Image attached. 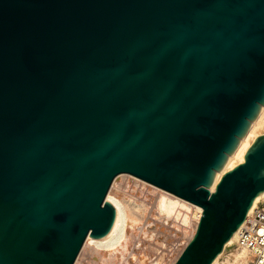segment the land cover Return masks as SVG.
I'll return each mask as SVG.
<instances>
[{"label":"water","instance_id":"1","mask_svg":"<svg viewBox=\"0 0 264 264\" xmlns=\"http://www.w3.org/2000/svg\"><path fill=\"white\" fill-rule=\"evenodd\" d=\"M264 0H0V264H73L127 173L202 208L212 264L264 191Z\"/></svg>","mask_w":264,"mask_h":264},{"label":"rangeland","instance_id":"2","mask_svg":"<svg viewBox=\"0 0 264 264\" xmlns=\"http://www.w3.org/2000/svg\"><path fill=\"white\" fill-rule=\"evenodd\" d=\"M263 116H264V113H263ZM262 133H264V117L255 126V136L262 134ZM125 177L127 179L126 178L124 179V177H123V180L121 179L122 180L121 182L124 184V185L122 184L123 187H121V185H119V183H117V185H119V187L118 186L115 187V185L112 186V183H111V185L107 191V194L109 193L110 196H115V197L119 195L118 198H120V199L123 198L122 200L123 201L125 200L124 202L126 204H128L129 206L131 205V208L137 212V213L132 214V218L135 219V217H136L139 220L137 219V222L131 228V234L129 235L128 247L126 250L128 253L129 250L131 249L129 252L130 256L127 255V253L125 255H122V256L119 254L123 259H125L123 261V259H120L121 257L119 255H117L115 257H110L109 254H107V253L104 254L103 248L99 249V248L94 247L95 249L92 248V250H91V247L86 246L83 249L85 254L83 253V251L81 253L82 255H84V257L80 255L81 258L79 257V259H78L79 263L78 264H100L103 261L105 263H108V264H122V263L123 264H169L174 260V258H177L176 256L179 255V253L182 251V249L186 245L185 243H187V241H186L187 239L185 237H187V236L185 234H182L183 233L182 227H184V226L185 227H192L193 226V224L196 221V216L194 214V213H196L195 209L192 207L193 209L191 208V210H188V215L190 214L189 217H190V220L192 222L189 220V217H188L187 222H183V220H181L182 219L181 212H178L177 214L171 213L169 215H165V213L159 212L155 207H152L151 209H149L150 208L149 204L145 203L142 199L145 198V199L151 200L152 191L149 188H146V186H144L141 182H138V184H137V182L135 183V179L133 177H131V176L129 177L127 175ZM135 185H137V186H135ZM141 185L144 188L142 187L143 188V189L141 188L142 191H139V188L141 187ZM111 192H113L114 194H112ZM107 194H106V196H107ZM131 195H133L135 198L133 196L130 198ZM129 201H131V202H129ZM258 203L261 204L262 206H264V198H262ZM133 205H135V207L137 205L138 209H137V207L135 208ZM140 206H142L143 210H141L142 208ZM139 207H140V209H139ZM147 209H149V210H147ZM147 211L149 213L148 216H150V218H148V219H147ZM139 214H141V216H139ZM161 216H164V217L161 218ZM145 217L147 220H145ZM154 218H156L157 220L155 221ZM143 222H144V224H143ZM141 223H142V225H141ZM175 224H177V225H175ZM164 225H166V226H164ZM146 229H147V231H146ZM153 229H155V231ZM138 230H140V231H138ZM141 230H143V231H141ZM165 232H167V233H165ZM179 232L181 233V235ZM134 235H136L135 236L136 240H135V238H133ZM133 241H134V243H133ZM133 244H135V245H133ZM229 245L231 246L230 249L235 248L234 242L229 244ZM146 247H147V250H146ZM93 249L95 252L93 251ZM142 252H143V254H142ZM100 253H102V255ZM133 253H134V255H133ZM175 254H177V255H175ZM100 255L104 256V257H101ZM141 255H143L144 257ZM98 256H100V257H98ZM106 256L107 257L109 256L110 258L109 257L107 258ZM135 258H137V259H135ZM99 259H101V260H99ZM89 260H90V262H89ZM85 261H86V263H85Z\"/></svg>","mask_w":264,"mask_h":264},{"label":"bare ground","instance_id":"3","mask_svg":"<svg viewBox=\"0 0 264 264\" xmlns=\"http://www.w3.org/2000/svg\"><path fill=\"white\" fill-rule=\"evenodd\" d=\"M263 113H264V106H262L261 107V109H260V112H259V114H258V116L253 120V121H251V124H250V127H249V129L247 130V132H246V134L243 136V137H241L240 138V140H239V143H238V145H237V147H236V149L230 154V155H228V158H227V160H226V162H225V164L223 165V167L220 169V170H218L217 172H216V174H215V177H214V180H213V184H212V187H211V189H213V187H214V185H215V183L218 181V179L220 178V176L222 175V173H224L226 170H228V169H230V168H232L234 165H236L237 163H239V162H241V161H243V155H244V153H245V151H246V149L249 147V145L251 144V142L253 141V139L256 137L255 136V126H256V124L264 117L263 116ZM131 176V177H133L134 179H135V183L137 182V184H138V182H141L144 186H146V188H149L151 191H152V196H151V200L150 199H142L145 203H148L149 204V206H150V208L149 209H151L152 207H155L159 212H163V213H165V215H169V214H171V213H175V214H177L178 212H181V214H182V219L181 220H183V222H187L188 221V217L190 216V214L188 215V210H191V208L193 207L194 209H195V212L196 213H194L195 214V216H196V221H195V223L193 224V226L192 227H182V231H183V233L182 234H185L187 237H185L187 240V242H188V240L190 239V237L193 235V233H194V231H195V227H196V223H197V220H198V218H199V216L201 215V211H202V208L199 206V205H197V204H194V203H191L190 201H188V200H186V199H183V198H181V197H179V196H177V195H175V194H173V193H171V192H169V191H167V190H164V189H162V188H160V187H158V186H155V185H153V184H151V183H149V182H147V181H144V180H142V179H140V178H138V177H136V176H133V175H131V174H127V173H120V174H118V175H116L115 177H114V179L112 180V186H114L115 185V187L116 186H118L119 187V185H121V187H123V183L121 182L122 180H123V177H124V179L126 178L125 176ZM122 179V180H121ZM127 179V178H126ZM133 182V181H132ZM117 183H119V185H117ZM123 184V185H122ZM132 184V183H131ZM135 186H137V185H135ZM114 187V188H115ZM143 186L141 185V187L139 188V191H142V189L144 188H142ZM142 188V189H141ZM141 189V190H140ZM118 190V189H117ZM129 190V189H128ZM138 190V189H137ZM110 191V190H109ZM112 194H114L113 192H111ZM116 193V192H115ZM127 193V192H126ZM142 193V192H141ZM147 193V192H146ZM117 195V194H116ZM125 195V194H124ZM127 195V194H126ZM130 195V194H129ZM133 195H131L130 196V198L132 197ZM119 197V195L118 196H110V194L108 193L107 194V196H106V200H108V201H110L113 205H114V207H115V210H116V220H115V222H114V225H113V227H112V229H111V231L107 234V235H105V236H103V237H101V238H93V237H90V236H87L86 238H85V241H84V243H83V245H82V247H81V249H80V251H79V253L77 254L78 256H77V258H76V260L74 261V263L73 264H78L79 262H78V259H79V257H80V255L81 256H83L84 257V255H82L81 253H82V251H83V249L86 247V246H88V247H91V250H92V248H99V249H101V248H103L104 249V254L105 253H107V254H109V256L110 257H115V256H117V255H125L126 253H127V247H128V240H129V235L131 234V228H132V226L137 222V219L138 218H136L135 217V219L134 218H132V214L133 213H137L135 210H133L132 208H131V205L129 206L128 204H126L122 199H120V198H118ZM134 197V196H133ZM135 198V197H134ZM141 198V197H140ZM262 198H264V191L262 192V193H260L258 196H256V198L254 199V201H253V203H252V205H251V207H250V209H249V211H248V213H250V211L252 210V208L262 199ZM130 200V199H129ZM139 200V199H138ZM142 201V202H143ZM129 202H131V201H129ZM128 203V202H127ZM133 204V203H132ZM147 204V205H148ZM134 207H135V205H133ZM132 206V207H133ZM139 206V205H138ZM136 207H137V205H136ZM135 207V208H136ZM141 208H142V206H140ZM140 207H139V209H140ZM192 208V209H193ZM132 209V210H131ZM137 209H138V207H137ZM149 209H147V210H149ZM141 210H143V208L141 209ZM140 210V211H141ZM192 212V211H191ZM247 213V214H248ZM148 211H147V219L148 218H150V216H148ZM193 214V215H194ZM135 215V214H134ZM139 216H141V214H139ZM156 216V215H155ZM154 216V217H155ZM138 217V216H137ZM162 217H164V216H161V218ZM152 218V217H151ZM160 218V217H159ZM168 218V217H167ZM146 219V217H145V220H147ZM139 220V219H138ZM150 220V219H149ZM154 220L156 221L157 219L156 218H154ZM189 220H190V217H189ZM144 221V220H143ZM164 221V220H163ZM191 221V220H190ZM148 222V221H147ZM151 222V221H150ZM160 222V221H159ZM192 222V221H191ZM153 223V222H152ZM165 223V222H164ZM143 224H144V222H143ZM148 224V223H147ZM161 224V223H160ZM141 225H142V223H141ZM175 225H177V224H175ZM181 225V224H180ZM190 225V224H189ZM188 225V226H189ZM164 226H166V225H164ZM136 227V226H135ZM141 227V226H140ZM139 227V228H140ZM138 228V229H139ZM144 228V227H143ZM178 228V227H177ZM154 231H155V229H153ZM178 230V229H177ZM138 231H140V230H138ZM141 231H143V230H141ZM146 231H147V229H146ZM153 231V232H154ZM181 231V230H180ZM181 231V232H182ZM165 233H167V232H165ZM164 233V234H165ZM180 233V232H179ZM237 233H238V229L232 234V236L230 237V239L228 240V242L226 243V245H229V244H231V243H233V242H235V240H236V237H237ZM133 234V233H132ZM156 234V233H155ZM137 235V234H136ZM136 235H134V237L133 238H135V240H136ZM144 235V234H143ZM180 235H181V233H180ZM138 236V235H137ZM179 237V236H178ZM156 241V240H155ZM136 242V241H135ZM139 242V241H138ZM133 243H134V241H133ZM152 244V243H151ZM186 244V243H185ZM132 245V244H131ZM133 245H135V244H133ZM147 246V245H146ZM131 247V246H130ZM129 247V248H130ZM94 248V249H95ZM132 248V247H131ZM94 249H93V251H94ZM145 249V248H144ZM98 250V249H97ZM131 250V249H130ZM130 250H129V252H130ZM146 250H147V247H146ZM92 251V252H93ZM95 252V251H94ZM97 252V251H96ZM102 252V251H101ZM129 252L127 253V255H129ZM133 252V251H132ZM180 252V251H179ZM83 253H84V251H83ZM178 253V252H177ZM85 254V253H84ZM101 255H102V253H100ZM138 254V253H137ZM140 254V253H139ZM142 254H143V252H142ZM220 254H222V252L220 253ZM220 254L214 259V261L212 262V264H216V262H217V260H218V257L220 256ZM236 254V256H235V258H237V257H240L241 256V254H240V252H236L235 253ZM93 255V254H92ZM91 255V256H92ZM100 255V256H101ZM119 255V256H120ZM133 255H134V253H133ZM145 255V254H144ZM175 255H177V254H175ZM96 256V255H95ZM100 256H98V257H100ZM108 256V257H109ZM120 256V257H121ZM130 256V255H129ZM141 256H143V255H141ZM178 256V255H177ZM176 256V257H177ZM101 257H104V256H101ZM107 257V256H106ZM107 257V258H108ZM109 257V258H110ZM127 257V256H126ZM134 257V256H133ZM144 257V256H143ZM81 258V257H80ZM95 258V257H94ZM93 258V259H94ZM97 258V257H96ZM106 258V259H107ZM132 258V257H131ZM83 259V258H82ZM92 259V260H93ZM120 259H123L122 257L120 258ZM135 259H137V258H135ZM176 258H174V260H175ZM99 260H101V259H99ZM104 260V259H103ZM125 259H123V261H124ZM134 260V259H133ZM150 260V259H149ZM174 260L171 262V263H169V264H173V262H174ZM120 261V260H119ZM136 261V260H135ZM140 261V260H139ZM89 262H90V260H89ZM121 262V261H120ZM82 263V262H81ZM85 263H86V261H85ZM125 263V262H124ZM100 264H108V263H105L104 261L102 262V263H100ZM123 264V263H122Z\"/></svg>","mask_w":264,"mask_h":264},{"label":"built area","instance_id":"4","mask_svg":"<svg viewBox=\"0 0 264 264\" xmlns=\"http://www.w3.org/2000/svg\"><path fill=\"white\" fill-rule=\"evenodd\" d=\"M234 243L235 248L223 251L216 264H264V206L257 203L246 215ZM237 251L241 256L235 258Z\"/></svg>","mask_w":264,"mask_h":264}]
</instances>
